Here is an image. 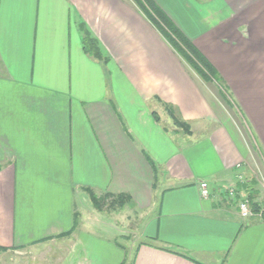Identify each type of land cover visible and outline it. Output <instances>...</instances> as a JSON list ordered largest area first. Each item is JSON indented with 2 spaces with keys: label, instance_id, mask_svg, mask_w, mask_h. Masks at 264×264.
<instances>
[{
  "label": "crops",
  "instance_id": "crops-1",
  "mask_svg": "<svg viewBox=\"0 0 264 264\" xmlns=\"http://www.w3.org/2000/svg\"><path fill=\"white\" fill-rule=\"evenodd\" d=\"M154 1L223 86L134 0H0L1 260L264 264V217L242 218L226 193L264 180V0ZM82 25L108 62L85 52ZM86 187L130 197L137 241L100 220Z\"/></svg>",
  "mask_w": 264,
  "mask_h": 264
},
{
  "label": "trees",
  "instance_id": "trees-1",
  "mask_svg": "<svg viewBox=\"0 0 264 264\" xmlns=\"http://www.w3.org/2000/svg\"><path fill=\"white\" fill-rule=\"evenodd\" d=\"M139 8L149 17L152 23L160 30L168 42L182 57L202 76L206 81H214L223 86V80L206 56L194 45V43L182 32V30L171 20L168 14L154 0H134ZM83 33V46L87 54L103 61L108 62L109 58L104 55L100 42L91 32L84 27H80ZM165 109L173 119L174 125L183 130L186 134H191L190 125L184 121L178 110L170 104H165ZM159 120V117H156ZM2 166L0 164V170ZM256 181L246 182L243 189L248 193L251 201V207L254 212H262L264 217V198L261 200L260 190L254 188ZM89 198L94 206L100 212H111L122 209L127 206L130 197L126 194L114 195L111 193L98 194L92 188L86 187ZM77 225L75 220L74 227ZM8 251L6 247H0V252Z\"/></svg>",
  "mask_w": 264,
  "mask_h": 264
},
{
  "label": "rangeland",
  "instance_id": "rangeland-1",
  "mask_svg": "<svg viewBox=\"0 0 264 264\" xmlns=\"http://www.w3.org/2000/svg\"><path fill=\"white\" fill-rule=\"evenodd\" d=\"M262 172H258V173H250L248 175V178L252 181H256V182H259V185L256 186L254 185V188H258L259 187V190L261 192L260 194V199L262 200L264 198V180L262 178ZM92 205V203H91ZM126 206L122 209H118L116 211H111L110 212V215L107 213H102V218L103 219H100L101 221H105L106 223L109 224V226H107L109 229L110 228H114V227H111V225L115 226V227H118V228H125V229H128L130 231V233H126V234H130L131 237L133 239H135L137 241V237L135 236V232L137 231L136 227L137 225H139V221L137 219V216L134 215L133 212H128L126 211ZM99 216V217H100ZM129 218V219H128ZM103 225L105 224H102V223H99L97 225H93V227H95V229L99 230V229H104ZM139 227V226H138ZM113 233V232H111ZM115 234V233H113ZM112 234V235H113ZM120 240H122V242H124L126 245L128 246H131V244H133V241H127L125 238H122L121 236L119 237ZM2 258V262H6V264H22V262L26 263V264H34L32 259L30 257H23V258H20L18 260H16V257L15 256H10V255H6V257L3 255L1 256Z\"/></svg>",
  "mask_w": 264,
  "mask_h": 264
},
{
  "label": "built area",
  "instance_id": "built-area-1",
  "mask_svg": "<svg viewBox=\"0 0 264 264\" xmlns=\"http://www.w3.org/2000/svg\"><path fill=\"white\" fill-rule=\"evenodd\" d=\"M199 187L203 198H209L212 195L211 184L208 180H200ZM226 193L232 200L238 203L239 213L242 218L247 219L256 214L251 207V201L247 194L234 186L227 188ZM259 213L262 215V212Z\"/></svg>",
  "mask_w": 264,
  "mask_h": 264
}]
</instances>
